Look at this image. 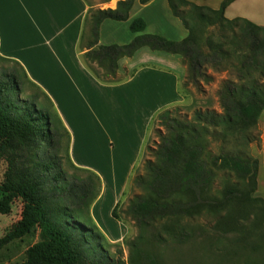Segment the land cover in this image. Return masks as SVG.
I'll list each match as a JSON object with an SVG mask.
<instances>
[{
  "label": "trees",
  "instance_id": "trees-1",
  "mask_svg": "<svg viewBox=\"0 0 264 264\" xmlns=\"http://www.w3.org/2000/svg\"><path fill=\"white\" fill-rule=\"evenodd\" d=\"M138 1L144 5L150 0ZM233 1L223 0L213 10L187 0H167L187 31L181 41L145 34V22L137 18L129 24L130 32L138 34L131 42L100 45L101 24L127 21L134 0H119L115 9L91 8L86 14L81 43L85 27L88 35L81 59L103 84L120 82L117 62L142 47L179 55L187 73L183 88L197 84L208 65L231 69L235 75L218 92L221 113L199 109L189 118L170 108L154 117L158 142L146 145L143 154L146 151L150 158L143 163V174L131 181L141 195L126 209L137 228V236L126 242L127 264H171L163 256L165 249L194 241L212 243V237L219 243L227 233L237 234V243L253 253L264 249V199L256 195L259 161L249 151L259 140L253 133L264 111V27L241 18L226 19L224 12ZM19 89L17 76L3 72L0 160L7 166L0 185V215H9L18 199L22 208L20 219L0 237V250L37 234L38 241L19 264H124L109 258L105 238L89 216L100 193L99 176L76 167L65 149L70 165L87 176L66 173L53 153L59 133L55 125L51 130V114L20 100ZM117 207L111 211L115 219ZM207 217L214 219L213 226L195 224ZM214 251L217 259H224L220 244ZM247 264H264V259Z\"/></svg>",
  "mask_w": 264,
  "mask_h": 264
},
{
  "label": "crops",
  "instance_id": "crops-1",
  "mask_svg": "<svg viewBox=\"0 0 264 264\" xmlns=\"http://www.w3.org/2000/svg\"><path fill=\"white\" fill-rule=\"evenodd\" d=\"M187 1L216 10L223 0ZM115 7L116 1L108 5L110 9ZM91 8L97 7L89 5L86 0H0V57L17 62L27 80L48 99L62 101L77 97L87 110L91 108L98 124L120 136L119 142H122L120 145L118 142V146L110 140L105 143L106 153L101 149L92 151L103 164L98 161L94 166H88L73 160L76 167L94 172L103 183L102 194L92 211L96 219L104 195L113 196L108 213L117 204L139 152L146 146L144 143L148 141L154 117L182 103L179 88L186 72L179 55L142 47L132 57L117 62L116 75L120 82L100 83L82 62L85 51H78L85 17ZM224 17L228 20L241 18L264 27V0H234L226 8ZM137 18L145 22V34L162 35L172 41H181L187 36L167 0H150L144 5L134 0L127 21L105 20L101 24L99 44L125 45L131 42L138 34L130 32L129 24ZM49 58L56 59V69H49ZM57 73L59 80L55 79ZM58 82L61 83L59 88L54 86ZM86 100L91 101L92 107ZM263 122L264 111L259 124ZM261 126L260 148L252 144L250 150L259 161L256 195L264 199V125ZM108 171H111L113 181L107 180ZM119 171H124L123 176ZM118 178L123 180L119 184L120 190L117 189ZM109 183L114 187L113 192Z\"/></svg>",
  "mask_w": 264,
  "mask_h": 264
},
{
  "label": "rangeland",
  "instance_id": "rangeland-1",
  "mask_svg": "<svg viewBox=\"0 0 264 264\" xmlns=\"http://www.w3.org/2000/svg\"><path fill=\"white\" fill-rule=\"evenodd\" d=\"M114 1H116L117 4V1L119 0H111V2L109 1L108 3H101L100 0H86L89 5L97 7L96 9H106L108 8V5H112ZM85 34L86 38L83 43L80 41L78 51L79 47L85 51L82 46L87 40V27H85ZM226 35L229 36L230 33L226 32ZM56 62L55 58H49V61H47V64H50L49 69H56ZM92 65L96 67V65ZM183 66L186 72V66ZM3 72L14 73L17 76L20 88V100L34 103L38 109L46 110L51 114L49 120L51 123V130L54 129L53 126L55 125L59 133L58 144L53 148V153L61 159L62 168L67 174L76 173L83 179L87 176V173L78 172L70 165L68 156L69 159L71 158L70 161L72 163L73 160L76 159L88 166H94V162L100 161V163L103 164V161L96 154H92V151L101 149L106 153L107 149L105 148V143L109 140L112 143H115V146H118L120 136L116 135V132L112 129L109 131L105 130L103 124H98L96 117L92 114L91 108L87 110V107L84 106L77 97L74 96L62 101L57 98H55V101L51 98L48 99L42 91L36 87V85L31 84L27 80V77L25 78L18 65L0 59V76ZM186 74L187 73H185V77ZM56 76L55 79L59 80L60 76L58 73ZM234 79L235 75L231 69L216 70L208 65L204 70V75L197 80V84L190 83L187 88H183L182 84L184 80L181 82L179 92L183 97V101L180 105L171 107V109L178 108V114L180 116H187L189 118L193 115L195 110L199 109L221 113L222 108L219 103L218 92L225 80ZM60 85L61 83L58 82L54 86L59 88ZM86 101L91 106V101ZM157 124L158 123L152 124L148 141L144 144L153 147L158 142V135L155 129ZM261 125H264V122L262 124H259L258 122V128L253 133L254 136L259 137V140L252 143L256 144L259 148L262 135ZM160 130L161 133H164L163 128H160ZM121 142L122 141L119 142V145ZM145 147L147 146H144L143 148ZM143 148L142 151L139 152L133 170L130 171L128 175L126 181L127 184L124 186L122 194L117 198L118 207L116 213L119 218H113L111 216V211L108 213L110 209L109 207L111 206L110 199H113V196L109 193L103 196L102 201L100 202L101 207L99 206L98 209L96 208L97 211L96 209L94 210L96 211V219L92 216L94 205L96 207V201L102 194L103 183L100 185V193L97 199L89 208V216L91 217L92 222L105 238L103 241L105 248L104 251L111 260L115 262L120 261L124 264H127L128 259V246L126 245V242L137 236V228L131 218L126 215V209L129 202L134 197L141 195L140 190L134 188L131 181L134 177L143 174V163L146 159L150 158L149 153L146 151L143 154ZM65 149L68 150V156L65 153ZM249 151L251 154V150ZM103 157L105 156L103 155ZM6 166V162L0 160V185L3 182ZM104 169H107V167ZM119 172L120 175L123 176L124 171ZM111 175V171H108L107 180H114V177H111ZM122 181L121 178H118V186L119 184H122ZM109 186L111 187L110 189H112L111 192H113L114 187H112L110 183ZM120 187L121 186L117 189L120 190ZM21 208L22 203L18 199L14 202L9 215H0V237L4 235L13 223L20 219ZM213 223L214 219L211 217L198 219L195 222V224L208 225L209 227L213 226ZM211 239L212 243H209L210 240H208L206 244H202L201 241H194L185 246L169 247L163 251V256L167 262H170L171 264H247L250 260L260 261L264 259V249L258 253L251 252L242 244L237 243V234L235 233L224 234V236L219 239V243L215 241L217 240V237H212ZM37 241V234H32L7 245L0 250V264H19L24 258L25 251ZM217 244H220L221 248H224V259H217L219 253L214 251ZM211 248H213V251Z\"/></svg>",
  "mask_w": 264,
  "mask_h": 264
}]
</instances>
